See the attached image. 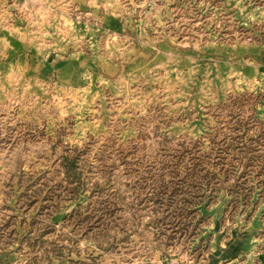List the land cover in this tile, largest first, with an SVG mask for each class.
<instances>
[{
    "label": "rangeland",
    "instance_id": "obj_1",
    "mask_svg": "<svg viewBox=\"0 0 264 264\" xmlns=\"http://www.w3.org/2000/svg\"><path fill=\"white\" fill-rule=\"evenodd\" d=\"M117 1L0 56V264H264V0Z\"/></svg>",
    "mask_w": 264,
    "mask_h": 264
},
{
    "label": "crops",
    "instance_id": "obj_2",
    "mask_svg": "<svg viewBox=\"0 0 264 264\" xmlns=\"http://www.w3.org/2000/svg\"><path fill=\"white\" fill-rule=\"evenodd\" d=\"M74 6H78L81 10V14L83 13L84 16L81 15L79 19H72L69 17L71 16L69 10ZM119 6L120 4L117 0H0V56H8V59H10V57H12V51L14 53H16V50L19 51V55H22L21 52L23 51H32L31 47H34V45L30 46V44L35 42L38 38L41 40L46 34V29L49 30L51 35L55 34V38L51 37L50 39L52 40L50 42L59 41V39H57L58 33L56 30H52V27L56 29V25L59 24H62L60 25L59 34L72 35V30H75L76 33L80 31L81 39L84 38L88 40L90 32L94 30L89 22L90 17H87L91 9L102 8L108 11L113 9V13L104 15L102 18L103 26L101 27L116 33L118 30H122L124 25L118 17V14L114 12ZM56 14L59 15V20L55 19ZM126 22H128L127 25L130 26L128 19H125V23ZM97 30L98 29H96V31ZM66 38L62 37L63 40ZM69 38L72 37L70 36ZM141 38L142 37L139 39ZM4 45L7 46L9 54L2 50ZM246 46V54H243L246 57L244 60L247 66H249V64L256 65L261 57L264 58V45L247 44ZM84 47L86 49H81L79 55L82 57L85 56L86 58L89 57V65L97 64L95 58L99 55L93 53L91 46L88 44H85ZM249 48L252 49V53ZM39 49L45 51L46 56H52L51 52L49 53L45 50L47 48L40 46ZM168 49L179 53V48L177 47L176 50L175 47ZM161 52L167 54L170 51L168 52L166 49H162ZM52 70H54V68H52Z\"/></svg>",
    "mask_w": 264,
    "mask_h": 264
},
{
    "label": "water",
    "instance_id": "obj_3",
    "mask_svg": "<svg viewBox=\"0 0 264 264\" xmlns=\"http://www.w3.org/2000/svg\"><path fill=\"white\" fill-rule=\"evenodd\" d=\"M259 258L264 261V254H259Z\"/></svg>",
    "mask_w": 264,
    "mask_h": 264
}]
</instances>
